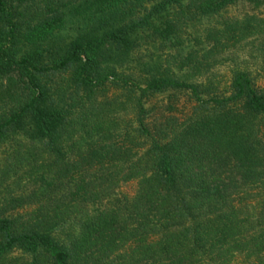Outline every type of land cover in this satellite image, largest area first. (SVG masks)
<instances>
[{
  "label": "trees",
  "instance_id": "trees-1",
  "mask_svg": "<svg viewBox=\"0 0 264 264\" xmlns=\"http://www.w3.org/2000/svg\"><path fill=\"white\" fill-rule=\"evenodd\" d=\"M252 40L264 0H0V264H264V85L201 77Z\"/></svg>",
  "mask_w": 264,
  "mask_h": 264
},
{
  "label": "rangeland",
  "instance_id": "rangeland-1",
  "mask_svg": "<svg viewBox=\"0 0 264 264\" xmlns=\"http://www.w3.org/2000/svg\"><path fill=\"white\" fill-rule=\"evenodd\" d=\"M235 14L236 9L229 10L227 13L228 16ZM210 63L211 66L208 72L201 77L211 78L214 82L218 83L219 88L225 85L231 72L235 69H243L252 77H259V83L264 85V78H262L264 77V71L260 70L261 68L264 69V42L260 43L257 40H252L247 41L246 43H240L235 47L224 50L223 52L216 53L210 60ZM148 104H154L161 107L163 105V99H161L160 96L154 97L149 100ZM121 189L123 192L131 194L133 184H124Z\"/></svg>",
  "mask_w": 264,
  "mask_h": 264
}]
</instances>
